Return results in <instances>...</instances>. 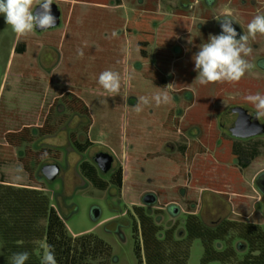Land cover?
Segmentation results:
<instances>
[{"label": "rangeland", "instance_id": "obj_1", "mask_svg": "<svg viewBox=\"0 0 264 264\" xmlns=\"http://www.w3.org/2000/svg\"><path fill=\"white\" fill-rule=\"evenodd\" d=\"M73 1L53 0L61 13L60 25L25 36L16 35L0 14V190L6 186L40 190L70 236L90 233L110 246L111 264H137L133 208L146 209L141 202L146 193L157 197L148 213L161 229L181 230L185 217L192 214L205 225L228 219L264 231V200L254 185L257 172L264 168V155H248L246 168L235 164L233 172H227L226 161L208 155L206 142L196 137L207 128L208 96L207 85L195 80L193 56L208 42L213 26L204 0H109L106 5ZM138 8L154 9L164 20L180 13L191 21L171 50L174 59L164 87L140 75L134 34L123 27ZM153 55L151 47L148 62L154 66ZM104 70L120 74L118 95L99 85ZM197 90L201 97L192 100ZM165 91L171 102L157 106L151 101L142 111L135 110L138 97ZM74 96L84 102L86 111ZM190 106L193 109L187 111ZM20 128L23 141H8V134L4 138L6 130ZM98 152L113 157L110 173L101 180L108 182L121 169L119 191L111 184L98 190L82 176L80 165L94 164ZM52 163L60 166V174L47 182L40 167ZM168 205L180 210L174 219L166 212ZM93 207L101 212L95 222ZM117 220L124 225L122 239L115 233ZM38 226L44 227L45 221ZM228 238L233 248L241 243L233 234ZM35 247L42 257L44 240L36 241ZM202 254L200 240H193L187 264H199ZM0 264H10L1 240Z\"/></svg>", "mask_w": 264, "mask_h": 264}, {"label": "trees", "instance_id": "obj_2", "mask_svg": "<svg viewBox=\"0 0 264 264\" xmlns=\"http://www.w3.org/2000/svg\"><path fill=\"white\" fill-rule=\"evenodd\" d=\"M94 1L102 5L109 2ZM139 9L123 27L126 33L134 34V46L141 63L140 75L156 86L164 87L174 59L171 50L178 36L187 33L191 21L180 13L164 20L154 9ZM151 47L154 48V66L148 62ZM75 99L86 111L84 102L79 97ZM24 134L20 130L16 136L8 134L6 140L23 141ZM80 172L98 190H106L108 184L117 191L121 188L120 168L108 182L101 179L109 172L100 173L95 164L82 163ZM133 215L138 223V230L132 228L139 236L133 249L137 264H187L193 240H200L203 247L199 264H264V231L258 225L228 219L205 225L197 216L188 214L181 230H176L174 226L161 229L143 207H134ZM40 221H45L44 227L38 226ZM228 234H233L241 242L237 244L239 251L231 246L232 237L228 238ZM0 240L4 256L10 264L13 253L24 251L29 253L26 264H41V256L35 247V242L39 240H44L46 248L49 245L53 247L57 264H111L114 261L110 246L96 235L70 236L63 218L49 207L46 196L35 188H1ZM219 245L223 246L220 250ZM241 253L243 255L237 259Z\"/></svg>", "mask_w": 264, "mask_h": 264}, {"label": "flooded vegetation", "instance_id": "obj_3", "mask_svg": "<svg viewBox=\"0 0 264 264\" xmlns=\"http://www.w3.org/2000/svg\"><path fill=\"white\" fill-rule=\"evenodd\" d=\"M204 3L209 9L207 19L212 20L213 26L209 30L212 35L221 33L220 21L217 19L225 16L234 20L233 27L239 35H247L248 23L258 13H264V0H204ZM221 9L225 11L219 13ZM249 45L253 52L245 59L255 65L251 72H246L238 82L207 84V128L196 135L198 140L206 142L208 155L226 161L230 167L227 172H233L235 164L240 169L246 168L248 155H264V117L256 119L254 106L244 99L249 94H264V35L257 34L254 40L250 38ZM201 94L198 90L192 92V100L195 96L201 97ZM191 108L193 106L186 110ZM21 128L6 130L3 133L4 138L7 134L16 136ZM254 185L264 200V168L257 172ZM170 206L166 207V212L174 219L176 216L171 215ZM151 207L145 206L147 211ZM115 226V233L122 239L121 228L124 225L117 220Z\"/></svg>", "mask_w": 264, "mask_h": 264}, {"label": "clouds", "instance_id": "obj_4", "mask_svg": "<svg viewBox=\"0 0 264 264\" xmlns=\"http://www.w3.org/2000/svg\"><path fill=\"white\" fill-rule=\"evenodd\" d=\"M0 0V14L18 36L28 35L36 29L47 30L55 26L56 17L52 14L53 0ZM220 21L221 33L209 35V40L203 43L199 51L193 56L194 71L198 73L195 80L201 85L217 82H238L246 72H251L254 64L245 59L251 56L253 48L249 39H255L257 34L264 35V13H258L248 23V34L239 35L233 27V21L228 16L217 19ZM117 33L113 31L112 36ZM239 35V39L237 36ZM83 50L78 49V55L83 56ZM99 85L110 95L116 96L120 92V74L112 70H104L98 77ZM172 97L165 91L148 96L138 97L134 106L137 112L143 110L151 101L157 106L171 102ZM256 111V119L264 117V94L255 93L244 97ZM29 259L27 251L13 253L11 264H26ZM41 264H57L55 252L51 245L44 249Z\"/></svg>", "mask_w": 264, "mask_h": 264}, {"label": "water", "instance_id": "obj_5", "mask_svg": "<svg viewBox=\"0 0 264 264\" xmlns=\"http://www.w3.org/2000/svg\"><path fill=\"white\" fill-rule=\"evenodd\" d=\"M52 8V14L56 17V24L54 27L50 28H56L60 25L61 23V13L59 10V7L53 3V5L51 6ZM47 29V30H50ZM35 31L37 32H43L46 30H40V29H36ZM95 166L97 167L98 171L102 174H107L111 168H112V163H113V157L106 153V152H98L96 153L93 158H92ZM60 166L57 163H52V164H44L40 167V172L41 175L43 176V178L47 181V182H53L55 180L58 179L59 174H60ZM157 201V197L154 193H146L142 196L141 198V202L143 203V205L150 207L153 204H155ZM171 209V215L173 217L177 216L179 214V208L171 205L170 206ZM100 210L98 209V207H93L91 210V220L93 222L97 221L100 217ZM240 246L236 245V250H239Z\"/></svg>", "mask_w": 264, "mask_h": 264}, {"label": "crops", "instance_id": "obj_6", "mask_svg": "<svg viewBox=\"0 0 264 264\" xmlns=\"http://www.w3.org/2000/svg\"><path fill=\"white\" fill-rule=\"evenodd\" d=\"M119 1V0H118ZM73 4L75 5V1H73Z\"/></svg>", "mask_w": 264, "mask_h": 264}]
</instances>
